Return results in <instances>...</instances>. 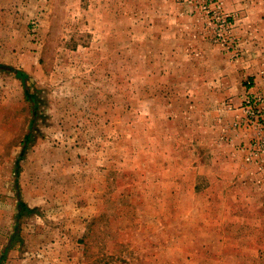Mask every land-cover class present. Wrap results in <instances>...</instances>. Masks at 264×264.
<instances>
[{
  "label": "rangeland",
  "instance_id": "1",
  "mask_svg": "<svg viewBox=\"0 0 264 264\" xmlns=\"http://www.w3.org/2000/svg\"><path fill=\"white\" fill-rule=\"evenodd\" d=\"M3 253L264 264V0H0Z\"/></svg>",
  "mask_w": 264,
  "mask_h": 264
},
{
  "label": "trees",
  "instance_id": "2",
  "mask_svg": "<svg viewBox=\"0 0 264 264\" xmlns=\"http://www.w3.org/2000/svg\"><path fill=\"white\" fill-rule=\"evenodd\" d=\"M28 95H29V94H28ZM31 97L34 98V96H32V95H31ZM34 101H35V100H34ZM34 111H35L34 114H36V111H37V105H35ZM33 122H34V119H33ZM30 139H31V132H29V133L26 135V137H25V141L28 142ZM24 151H25V149L23 150L22 155H24ZM19 167H20V166H19V161H17V168H19ZM17 172H18V171H17ZM25 212L30 213V212H31V209L27 206L26 203L20 201V203H19V208H18V213H17V216H16L17 220H19V219L21 218V216L23 215V213H25ZM4 256H5V253L2 254V256L0 257V260H2V259L4 258Z\"/></svg>",
  "mask_w": 264,
  "mask_h": 264
}]
</instances>
